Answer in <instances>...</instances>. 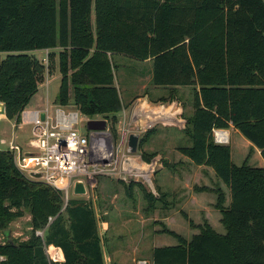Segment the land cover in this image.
<instances>
[{
  "label": "trees",
  "instance_id": "1",
  "mask_svg": "<svg viewBox=\"0 0 264 264\" xmlns=\"http://www.w3.org/2000/svg\"><path fill=\"white\" fill-rule=\"evenodd\" d=\"M56 48L55 101L72 98L84 116L110 113L114 137L122 103L112 54L149 60L154 86L192 87V112L184 118L190 144L177 149L212 168L228 189L225 205L219 184L196 187L215 193L225 232L206 220L189 239L164 229L177 243L153 247L149 264H264V166L249 165V154L235 164L230 146L212 136L232 125L264 160V0H0V103L7 118L18 122L47 71L31 51L45 49L51 59ZM152 132L141 134L139 147ZM150 156L141 153L145 161ZM134 186L152 204L138 181L125 184L127 195ZM62 206L61 191L27 176L12 151L0 149V227L30 216L26 239L0 242V264H105L93 207L75 197ZM50 244L61 249L62 262L48 258Z\"/></svg>",
  "mask_w": 264,
  "mask_h": 264
},
{
  "label": "rangeland",
  "instance_id": "2",
  "mask_svg": "<svg viewBox=\"0 0 264 264\" xmlns=\"http://www.w3.org/2000/svg\"><path fill=\"white\" fill-rule=\"evenodd\" d=\"M90 16L93 24V4ZM52 51L54 58L51 59H47L45 49L31 51L37 59L45 63L48 74L54 73L45 76L43 81L38 83L37 90L21 112L18 123L22 122L23 112L33 108L42 110L48 106L52 117H55L56 109L64 112H78L72 98L65 105H60L55 101L61 75L58 71V49ZM110 59L113 63L114 85L121 97L123 107V111L116 113V136L114 137L110 132V113L108 119L101 114L92 116L78 114V121L73 124V128L82 134H92L93 138L98 139L108 152L113 153L118 149L120 154L125 148L126 130L131 131L137 127L131 117L133 108L143 102L155 105L160 100L159 96L166 95V89L163 86H153L148 81L146 71L151 68V62L136 60L120 54H112ZM177 94L181 96L184 92L179 91ZM137 97L140 98L135 99ZM186 101L185 98L175 101L180 103L183 110L182 116L185 119L192 112L190 100ZM170 102L171 99H165L160 103ZM3 115L0 113V148L7 147L9 144L20 146L23 138L31 137L30 126L18 129L15 127L18 123L14 119ZM88 120L103 121L105 128L89 130L86 125ZM189 126L187 125L188 128ZM146 130H153V132L142 146L139 147L138 144V151L134 157L143 161L142 152L151 155L148 161L152 163V174L149 181H144L138 176L103 174L95 177V186L90 187L87 182L85 183L86 194H70L71 197L82 199L90 204L100 220L98 225L105 264H139L141 261L149 264L153 247L177 243V239L164 229H169L189 239L190 232L199 231V227L206 220L214 229L225 231L219 220L220 213L214 207L215 193L197 191L196 187L214 188L219 184L226 194L225 205L229 202L228 189L218 181L214 172L200 168L198 171L190 170L188 164L191 163L181 160L182 156H179L181 153L177 149L178 146L190 144L186 127L174 122L160 121L142 130L141 134ZM228 136V142L225 144L230 146L232 161L235 164H241L249 154V165L264 166L260 153L257 149L250 151V142L239 132L230 129ZM130 181H138L142 184L145 190L152 195V204H149L137 186L132 188L130 196L127 195L125 184ZM27 215L25 213L22 217L10 220L5 227H0V242H3L5 238L26 239L30 229L28 221L25 220ZM102 220L105 223L101 222ZM46 254L52 260L47 250Z\"/></svg>",
  "mask_w": 264,
  "mask_h": 264
},
{
  "label": "built area",
  "instance_id": "3",
  "mask_svg": "<svg viewBox=\"0 0 264 264\" xmlns=\"http://www.w3.org/2000/svg\"><path fill=\"white\" fill-rule=\"evenodd\" d=\"M182 113L180 103L175 101L155 105L145 103L137 107L133 118L138 131L142 132L160 121L184 126ZM78 114L81 113L56 109V115L52 117L48 106L43 111H34L30 120L29 140L33 150L26 151L16 144H9L8 147L13 153L15 164L27 176L30 171L41 172L42 176L38 180L61 191L62 209L71 198L76 180H82L84 184L87 182L90 187L95 186V177L103 174H123L138 176L144 181L150 180L152 163L134 157L125 148L120 154L118 149L113 153L108 152L92 134H82L73 128V124L78 121ZM129 132L126 130V140ZM212 136L214 142L219 144L227 143L229 138L223 129H213ZM37 233L41 236L43 234L42 231ZM139 264L146 263L141 261Z\"/></svg>",
  "mask_w": 264,
  "mask_h": 264
},
{
  "label": "crops",
  "instance_id": "4",
  "mask_svg": "<svg viewBox=\"0 0 264 264\" xmlns=\"http://www.w3.org/2000/svg\"><path fill=\"white\" fill-rule=\"evenodd\" d=\"M144 61H148V62H150L149 60H144ZM56 72V71H55ZM52 73H54V72H51V73H47V71L46 72H44L43 73V75H42V81H43V79H44V77L45 76H47V75H51ZM146 76H147V78H148V81H150L151 80V68H148L147 69V71H146ZM154 86V85H153ZM163 88L164 89H166V95L164 96V95H161V96H159L160 98V100L158 101V103H160L161 101H163V100H165V99H171V101H179L181 98H185L187 101L186 102H189V100H191V98H192V96H191V94H192V87L191 86H176V87H172V86H163ZM168 90V91H167ZM179 91H182V92H184V95H182L181 94V96L179 95V94H177L176 95V93L177 92H179ZM120 96V95H119ZM179 97V98H178ZM140 97H137V98H135V99H139ZM120 99H121V97H120ZM184 101V100H183ZM145 103H147V104H149V102H143L142 104H138V105H136L134 108H133V111H132V113H131V117H132V121L133 122H135L134 121V118H133V116H134V111L137 109V107L138 106H140V105H143V104H145ZM157 104V103H156ZM39 107V106H38ZM123 108V107H122ZM44 109H39V108H33V109H30V110H27V111H24L23 112V117H21V120H22V122L21 123H18V122H16V123H18V124H16L15 125V127L16 128H20V129H22V128H24L25 126L27 127V126H30V128H29V130H30V133H31V122H30V120H31V116H32V113L34 112V111H43ZM121 111H123V110H121ZM20 115H21V113H20ZM4 116V115H3ZM6 117V116H5ZM19 119H20V116H19V118H18V121H19ZM15 120V119H14ZM230 129H232L234 132H238V130H236L232 125H230L228 128H226V129H223L224 131H226L228 134H229V130ZM130 131V130H129ZM132 132H134V131H138V127H136V129H134V130H131ZM130 131V132H131ZM129 132V133H130ZM30 138H23L22 139V141L20 142L21 144H19L21 147H22V149H24V150H26V151H32L33 149H32V147L29 145L30 144ZM11 143V142H10ZM250 144V143H249ZM251 145V144H250ZM249 145V146H250ZM8 147H9V145L7 146V147H4V148H0V149H8ZM254 149H257V152L258 153H260V150L258 149V148H254ZM179 156H182L181 157V160L182 161H187V162H189V163H191V164H188V168H190V170H193V171H198V169L200 168V169H205V170H210L211 172H213V170H212V168H210V167H208V166H205V165H195V164H193L186 156H184V155H179ZM29 218H30V216L29 215H27V217H26V221H29ZM98 219V218H97ZM220 220V219H219ZM100 222V220H97V224ZM101 222H103V220L101 221ZM103 223H105V222H103ZM215 231H217L218 233H220V234H223L224 232H221L220 230L218 231V230H216V229H214ZM98 232H99V235H100V231H99V225H98ZM198 231H192V232H190V238H191V236L193 235V234H195V233H197ZM182 236V235H181ZM182 237H184V236H182ZM185 238V237H184ZM46 250H47V252L49 253V255H50V257L52 258V260L53 261H58V262H62L63 261V254H62V251H61V249L59 248V247H55L54 245H52V244H50V245H48L47 247H46Z\"/></svg>",
  "mask_w": 264,
  "mask_h": 264
},
{
  "label": "water",
  "instance_id": "5",
  "mask_svg": "<svg viewBox=\"0 0 264 264\" xmlns=\"http://www.w3.org/2000/svg\"><path fill=\"white\" fill-rule=\"evenodd\" d=\"M0 113L1 114L4 113L3 103H0ZM86 125H87V129L89 130H103L105 128V123L103 121H98V120H88ZM140 137H141L140 131H134L128 133L126 140V147H125L127 153L129 154L137 153ZM29 176L39 179L41 178L42 173L37 171H30ZM86 191L87 190L85 184L83 183L82 180H76L74 182L73 191H72L74 195H84L86 194Z\"/></svg>",
  "mask_w": 264,
  "mask_h": 264
}]
</instances>
